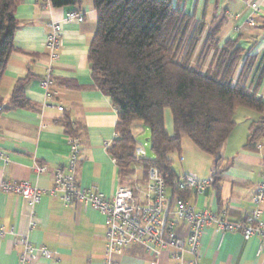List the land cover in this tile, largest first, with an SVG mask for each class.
I'll return each mask as SVG.
<instances>
[{
  "label": "crops",
  "instance_id": "1",
  "mask_svg": "<svg viewBox=\"0 0 264 264\" xmlns=\"http://www.w3.org/2000/svg\"><path fill=\"white\" fill-rule=\"evenodd\" d=\"M171 2L207 25L222 20L219 45L235 39L244 50H250V54L257 57L264 54V0ZM253 2L262 3L263 12L255 17L253 25H248L246 18ZM70 11L81 12L83 18L63 20ZM15 17L14 50L0 81V104L3 106L0 150L9 158L6 164L0 161V180H27L41 189L50 187L51 169L66 166L68 162V135L62 123V116L66 114L79 139L80 159L75 169L78 184L83 187L94 185L110 198L120 182L118 167L105 143L116 137L117 110L110 97L94 84L87 64L88 47L97 26V12L92 0L59 7L48 0H18ZM52 22L61 26L60 46L54 61L48 58L45 48ZM49 66L53 83L51 95L47 97L40 81L47 75ZM259 71L254 69L252 76ZM28 75L24 88L27 104L11 106L9 99L16 80ZM257 95L264 102V72ZM59 106L63 111H59ZM259 117L254 110L237 108L235 126L217 152L220 166L224 167L219 180L212 181L200 193L183 190L184 199L197 209L216 211L224 208L226 217L232 221L248 215L253 206L251 195L264 163V137L257 141L255 149L245 148L244 143L248 125ZM141 124L138 121L132 123L136 144H141L137 141L138 133L145 130ZM164 126L167 134L172 136L173 120L169 110L164 111ZM36 163L46 164L49 170L36 172ZM172 166L176 179L184 172L207 179L212 177L214 156L201 151L183 136L180 155L173 157ZM133 168L132 180L141 187L147 175H143L141 165L135 164ZM172 193L174 186H167V196ZM138 199L143 200L142 194ZM32 210L35 225L28 231ZM261 218L264 220V199ZM106 229L105 215L89 204L65 205L59 197L43 193L31 208L25 197L0 190V264H18L21 247L13 242V238L26 232L34 245L54 251L52 259L38 257L31 264H101ZM176 232L185 237V225L178 226ZM115 259L120 264H152L154 257L142 246L133 244L124 247ZM157 264H172V259L164 253ZM183 264H264V243L255 235L244 238L238 231L219 232L210 225L202 233L197 256L186 252Z\"/></svg>",
  "mask_w": 264,
  "mask_h": 264
},
{
  "label": "trees",
  "instance_id": "2",
  "mask_svg": "<svg viewBox=\"0 0 264 264\" xmlns=\"http://www.w3.org/2000/svg\"><path fill=\"white\" fill-rule=\"evenodd\" d=\"M17 1L0 0V81L14 50ZM48 1L55 7L81 2ZM92 2L97 26L88 47L87 64L94 84L110 97L117 110L116 137L106 150L118 167L120 184L132 180L133 166L139 164L144 176L155 167L172 187L177 177L173 157L180 155L183 136L214 156L212 177L213 183L217 182L224 170L217 152L235 126L238 107L260 114L248 125L244 143L245 148L255 149L264 137V102L257 95L264 54H250L235 39L219 45L222 20L207 25L171 0ZM254 69L260 71L252 76ZM28 79L29 75L16 80L11 106L27 104L24 88ZM2 109L0 104V112ZM165 110L172 114V136L165 130ZM134 121L148 129L149 155L145 151L140 159L134 156ZM62 123L65 134L78 137L66 114ZM178 194L185 197L183 191Z\"/></svg>",
  "mask_w": 264,
  "mask_h": 264
},
{
  "label": "built area",
  "instance_id": "3",
  "mask_svg": "<svg viewBox=\"0 0 264 264\" xmlns=\"http://www.w3.org/2000/svg\"><path fill=\"white\" fill-rule=\"evenodd\" d=\"M250 14L246 18L248 25H253L255 17L263 12V4L250 3ZM81 12L70 11L63 20L82 19ZM237 29V28H236ZM61 26L58 22L50 24V31L46 35L45 48L47 56L54 61L58 56L61 40ZM50 66L47 75L40 81L50 97V86L53 79L50 74ZM63 111V107H58ZM69 152L66 166H57L51 169L52 184L46 189L38 188L27 180H0V190L13 192L25 197L33 208L43 193L59 197L65 205L84 203L91 205L105 215L107 229L101 264H120L115 256L120 254L128 245H140L146 251L152 253V264L164 253H168L172 264H183V255L186 252L197 256L200 239L206 227L213 225L219 232L238 231L244 238L253 235L259 237L264 243V220L261 218V203L264 199V163L260 171V179L251 195L252 209L243 219L229 220L226 210L220 208L216 211L197 209L187 199L182 198L178 191L189 190L195 193L202 192L212 181L213 177L198 179L192 172H184L173 182L174 193L166 194V182L155 167H150L147 179L140 187L136 181L129 184L121 183L114 194L108 198L101 193L96 186H80L75 176V169L80 159L79 139L68 136ZM108 142L105 143V146ZM134 156L138 159L145 156L144 145L137 144ZM0 161L8 163L9 158L0 150ZM34 170L38 173L49 170L46 164L36 163ZM178 190V191H177ZM142 194L143 200L138 201V195ZM35 225L33 210L30 213L28 231ZM185 225L186 235L177 234L178 226ZM13 242L19 244L21 250L18 255V264H31L38 257L52 259L54 251L44 246L34 245L29 234L13 238Z\"/></svg>",
  "mask_w": 264,
  "mask_h": 264
},
{
  "label": "rangeland",
  "instance_id": "4",
  "mask_svg": "<svg viewBox=\"0 0 264 264\" xmlns=\"http://www.w3.org/2000/svg\"><path fill=\"white\" fill-rule=\"evenodd\" d=\"M195 59H197V56H196V58ZM140 124L142 123V122H140V121H138ZM143 127H144V131L142 132V131H140L139 133H138V137H137V141L138 142H140L141 144L142 143H144L143 145H144V148H145V151H146V154L147 155H149V151H148V145H147V143H146V137H147V135H148V129H147V127L142 123L141 124ZM130 182H133V180H131V181H126V182H123L124 184H129ZM140 194V193H139ZM139 200V199H138Z\"/></svg>",
  "mask_w": 264,
  "mask_h": 264
}]
</instances>
